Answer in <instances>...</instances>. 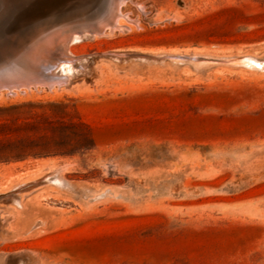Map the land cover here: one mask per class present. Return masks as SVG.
<instances>
[{"label": "rangeland", "instance_id": "rangeland-1", "mask_svg": "<svg viewBox=\"0 0 264 264\" xmlns=\"http://www.w3.org/2000/svg\"><path fill=\"white\" fill-rule=\"evenodd\" d=\"M70 1L0 0V264H264V0Z\"/></svg>", "mask_w": 264, "mask_h": 264}, {"label": "bare ground", "instance_id": "bare-ground-1", "mask_svg": "<svg viewBox=\"0 0 264 264\" xmlns=\"http://www.w3.org/2000/svg\"><path fill=\"white\" fill-rule=\"evenodd\" d=\"M55 1H56V0H55ZM59 1H60V0H59ZM78 1H79V0H78ZM80 1H81V0H80ZM83 1H84V0H83ZM25 2H27V1H25ZM39 2H40V1H39ZM49 2H50V1H49ZM53 2H54V1H53ZM86 2H87V1H86ZM94 2H95V1H94ZM101 2H103V1H101ZM113 2L117 3L116 0H114V1H112V0H107V1L105 2V4L102 3V5L104 4V8H105L104 10L108 11V13H109V12L113 13V15H115V17H116L115 23L112 24V23L114 22V18L111 17V16H110V17H106V16H105L106 19H108V20H106V21L108 22V24H105V26L103 27V29L100 30V33H102V34H103V32H104L107 28H108V29H109V28H110V29H113L114 27H116V26H118V25H120V28H121V26H122V22L119 21L120 18L125 17V18H127L130 22L133 20V19H129V18L126 16L127 14L125 15V13H122L121 10H120V8H119L118 10H117V9H113V6H114V3H113ZM119 2H121V3L124 2V3H125V0H119ZM119 2H118V3H119ZM63 3H64V2H63ZM76 3H77L76 0H71L70 3H68L67 5H66V4H64V5H66L65 8H67V6H70V8L73 6V8H74L75 5H76ZM78 3H79V2H78ZM121 3H120V4H121ZM38 5H39V4H38ZM40 5H41V3H40ZM48 5H49V4H48ZM81 5H82V4H80V6H81ZM86 5L88 6L87 3H86ZM102 5H101V6H102ZM121 5H124V4L122 3ZM121 5H120V6H121ZM50 6H51V5H50ZM76 6H77V5H76ZM83 6H85V5H83ZM89 6H90V4H89ZM34 7H36V6H34ZM77 7H78V6H77ZM92 7L94 8V6H92ZM68 8H69V7H68ZM73 8H72V10H73ZM95 8H96V7H95ZM98 8H99V7H98ZM102 8H103V7H102ZM102 8H101V9H102ZM115 8H116V7H115ZM37 9H38V8H37ZM42 9H43V8H42ZM49 9H51V8H49ZM62 9H63V7H62ZM75 9H76V8H75ZM75 9H74V10H75ZM78 9H79V8H78ZM81 9H82V8H81ZM81 9H80V13L82 12ZM86 9H89V8H86ZM52 10H53V9H52ZM65 10H67V9H65ZM69 10H70V9H69ZM69 10H67V12H68ZM72 10H70V11L72 12ZM89 10H90V9H89ZM91 10H92V8H91ZM102 10H103V9H102ZM102 10H101V11H102ZM30 11H31V10H30ZM42 11H44V10H42ZM58 11H59V10H58ZM63 11H64V10H63ZM78 11H79V10H78ZM78 11H77V12H78ZM85 11H87V10H85ZM94 11H97V10L93 9V11H91V12L94 13ZM144 11H145V10H144ZM60 12H62V10H61ZM75 12H76V10H75ZM77 12H76V15H78ZM91 12H89V13H90V14H93V13H91ZM33 13H34V12H33ZM39 13H40V12H39ZM39 13H38V14H39ZM56 13H57V12H56ZM80 13H79V14H80ZM87 13H88V11H87ZM106 13H107V12H106ZM106 13H105V14H106ZM64 14H65V13H64ZM66 14H67V13H66ZM74 14H75V13H74ZM82 14H83V15H82ZM82 14H80V15L84 16V13H83V12H82ZM94 14L96 15V12H95ZM76 15H74L75 18L73 17L76 21H78V20L80 21L81 18H84V17H82V16L79 17V16H80V15H79V16H78V17L80 18V19H79ZM106 15H107V14H106ZM113 15H112V16H113ZM53 16H54V15H53ZM59 16H60V15H59ZM66 16H67V15H66ZM93 16H94V15H93ZM97 16H98V14H97L95 17H97ZM35 17H36V16H35ZM76 17H77V19H76ZM85 17H86V16H85ZM88 17H89V15H88ZM10 18H12V17H10ZM65 18H66V17H64L63 20H64ZM100 18H101V17H100ZM61 19H62V18H61ZM84 19H85V18H84ZM87 19H88V18H87ZM90 19H92V18L90 17L89 20H90ZM94 19H95V18H94ZM96 19H97V18H96ZM63 20H62V21H63ZM66 20H67V19H66ZM70 20H72V21H68V20H67L68 23L70 22V23L73 24L74 21H75V20L73 21V19H70ZM128 20H127V21H128ZM67 21H66V22H67ZM84 21H85V20H84ZM84 21L82 20V23H83V24H85ZM90 21H91V20H90ZM93 21H94V20H93ZM95 21L98 23L97 20H95ZM95 21H94V22H95ZM100 21H101V19H99V22H100ZM137 21H138V20H137ZM134 22H135V21H134ZM68 23H66V24H68ZM80 23H81V21H80ZM92 23H93V22H92ZM92 23H91V25H92ZM47 25H48V24H47ZM93 25H95V24L93 23ZM61 26H64V25L62 24ZM70 26H71V24L69 25V27H70ZM72 26L74 27V25H72ZM72 26H71V29H72ZM59 27H60V26H59ZM59 27H58V29H59V31H60L61 29H60ZM79 27H81V25H80ZM118 27H119V26H118ZM124 27H125V25L122 26V28H124ZM62 28H63V27H62ZM75 28L77 29V26H76ZM122 28H121V29H122ZM64 29H66V28H64ZM68 29L70 30V28H68ZM80 29H81V28H80ZM85 29H88V28H82V30H85ZM69 30H68V31H69ZM94 30H95V29H94ZM114 30H115V29H114ZM32 31H33V30H32ZM63 31H64V30H63ZM74 31H75V30H74ZM79 31H80V30H79ZM85 31H86V30H85ZM109 31H110V30H109ZM68 33L71 34L72 31H70V32H68ZM68 33H67V34H68ZM73 33H74V32H73ZM75 33H77V32H75ZM86 33H89V32H86ZM52 34H53V33H51V35H52ZM81 34H82V33H81ZM84 34H85V33H84ZM90 34H91V33H90ZM92 34L94 35L95 32H93ZM102 34H101V35H102ZM14 35H17V36L19 35V36H20V39H21V41L23 42L22 45H21L22 47H19V46L17 47V46H15L13 43H11V45L13 44V45L11 46V48H12V49H11L12 52H11V53H8V55L10 56V58L8 57V55H6L7 52H6V54H5V52H3L4 50H2V49L0 48V84H1V85L4 83V80H5V79H4V78H5L4 75L11 74V76H13L14 78H16L17 76H20V75H21V74L19 73L20 75L18 74V75L16 76V74L19 72V71L17 72V70L19 69V67H18L19 65H18V66H14V65H8V66H5V65H7L6 61L11 62V64H12V61H14V60L16 59L17 61L15 62V64H16L17 62H18V64H19V61H18V60H20L19 57H22V55H21V54L19 55V53H17V51H20V50L23 49V52H22V53L25 54V52L28 51V50H26V47H27L26 45L28 44V43H27V42H28V41H27V40H28V37H30L31 39H33V38L31 37L32 35H30V34H28L29 36H27L25 33H24V34H22V33L18 34V32H16ZM51 35H50V36H51ZM88 35H89V34H88ZM33 36H35V35H33ZM50 36H49V38H50ZM54 36H55V33H54ZM58 36L61 37L59 34H58ZM66 36H67V35H66ZM66 36L64 35V37H66ZM72 36H73V38L75 37L74 34H73ZM79 36H80V35H78L77 37H79ZM83 36H85V35H83ZM83 36H82V37H83ZM86 36H87V34H86ZM99 36H100V34H99ZM35 37H38V36H35ZM46 37H47V36H46ZM52 37H53V36H52ZM80 37H81V36H80ZM2 38H3V39H7V38H9V36H3ZM61 38H62V37H61ZM68 38H69V37H68ZM41 39H43V38L41 37ZM41 39H39V40H41ZM52 39H53V38H52ZM63 39H66V38H63ZM49 40H50V39H48V41H49ZM66 40H67V39H66ZM53 41H55V40H53ZM53 41H52V42H53ZM60 41H61V39H60ZM67 41H68L67 43H65V42H63V41H61V42H62V44H63V43H65V44H68V43H69V44H70V42H69L70 40H67ZM74 41H75V40H74ZM30 42H31V41H30ZM36 42H38V40H35V41L32 40V42H31V46H32L33 43H36ZM61 42H60V43H61ZM72 42H73V41H72ZM41 43H42V42H41ZM41 43H40V44H41ZM53 43L56 44V41L53 42ZM9 44H10V43H9V41H8V43H6L5 46H7V45H9ZM43 44H44V45L47 44V46H48V44L51 45L50 42H49V43H48V42H45V43H43ZM54 44H52V45H54ZM57 44H58V43H57ZM41 45H42V44H41ZM52 45H51V47H52ZM37 46H38V43H37ZM57 46H59V45H57ZM57 46L55 45L56 48H55V47H54V48L57 50V52H59V51H58L59 49H57ZM61 46H62V45H61ZM28 47H29V48H28ZM28 47H27V48L30 49V46H28ZM32 47H35V49L37 48L35 45L32 46ZM38 47L40 48V45H39ZM63 47H65L64 44H63ZM66 47H67V46H66ZM42 48H43V46H42ZM44 48H46V46H45ZM61 48H62V47H61ZM4 49H5V48H4ZM40 49H41V48H40ZM47 49H48V48H47ZM52 49H53V47H52ZM62 49H63V54H64L67 58H68V57H69V58H72V57L74 58V57H76V56H72V55H74V54H71L70 51L68 52V49H69V48H68V49H67V48H62ZM62 49H60V51H61ZM6 50H7V49H6ZM43 50H44V49H43ZM35 51H37V49H36ZM51 51H52V50H51ZM15 52L17 53L16 55H15ZM29 52H31V50H30ZM29 52H28V53L26 52L25 55H28ZM53 52L55 53L56 51L54 50ZM61 52H62V51H61ZM31 53H32V52H31ZM34 53H37V52H34ZM39 53H40V52H39V50H38V53L36 54V56H38ZM44 53H45V52H44ZM46 53H48V51H47ZM41 54H42V53H41ZM57 54H58V53H57ZM59 54H60V53H59ZM70 54H71V55H70ZM115 54H116V53H115ZM122 54H123V53H122ZM60 55H61V54H60ZM64 55H63V56H64ZM14 56H15L16 58H14ZM29 56H30V55H29ZM29 56H28V57H29ZM33 56H35V54H34ZM46 56H47V55H46ZM179 56H180V55H179ZM31 57H32V56H31ZM49 57H50V56H49ZM180 57H182V55H181ZM22 58H23V57H22ZM26 58H27V57H26ZM26 58H24V60H25ZM40 58H42V57H40ZM43 58H44V56H43ZM43 58H42V59H43ZM58 58H59V57H58ZM80 58H81V57H80ZM188 58H189V57H188ZM32 59L34 60V57H32ZM32 59H29V61L32 62V61H33ZM42 59H41V61H42ZM44 59H45V58H44ZM44 59H43V60H44ZM49 59H51V58H49ZM62 59H63V58H62ZM65 59H66V58H65ZM66 60H67V59H66ZM68 60H69V59H68ZM72 60H74V59H72ZM26 61H27V59H26ZM29 61H28V62H29ZM37 61H38V60H37ZM44 61H46V60H44ZM48 61H49V60H48ZM51 61H52V59H51ZM58 61H59V60H58ZM63 61H65V60H63ZM63 61H62V62H63ZM75 61H76V60H75ZM77 61H78V60H77ZM30 62H29V63H30ZM55 62H56V64H58L57 61H55ZM68 62H69V61H68ZM4 63H5V64H4ZM33 63H35V60H34ZM33 63H32V64H33ZM36 63H37V62H36ZM36 63H35V64H36ZM38 63H39V62H38ZM38 63H37V64H38ZM51 63H52V62H51ZM59 63H60V61H59ZM63 63H64V62H63ZM44 64H45L44 62L41 64V65H42V68H43V65H44ZM30 65H31V63H30ZM39 65H40V64L37 65V68H36L37 71H38V68H39L38 66H39ZM51 65H52V64H51ZM12 66H13L14 68H13ZM48 66H49V65H48ZM10 67L13 68L12 71L10 70ZM15 67H18V68H16L17 70H14ZM53 67L55 68V66H53ZM20 68H21V67H20ZM27 68H29V67L27 66ZM40 68H41V67H40ZM47 68H48V67H47ZM49 68H50V67H49ZM23 69H24V68H23ZM29 69H30V68H29ZM32 69H33V67H32ZM34 69H35V68H34ZM36 69H35V70H36ZM52 69H53V68H52ZM56 69H57V68H56ZM47 70H48V69H47ZM50 70H51V68H50ZM23 71H24V70H23ZM31 71H33V70H31ZM42 71H43V69H42ZM44 71H46V70H44ZM52 71L55 72L56 70L53 69ZM24 72L26 73V71H24ZM24 72H22V73H24ZM54 72H53V73H54ZM56 72H57V71H56ZM56 72H55V73H56ZM33 73H35V72H33ZM40 73H42V72H40ZM51 73H52V72H51ZM43 75H44V74H43ZM55 75H56V74H55ZM55 75H52V76H55ZM1 76H3V77H1ZM44 76H45V75H44ZM57 76H59V75L57 74ZM64 76H67V75H64ZM46 77H47V76H46ZM46 77H45V78H46ZM55 77H56V76H55ZM51 78H52V77H51ZM62 78H63V77H62ZM67 78H68V76H67ZM19 79H20V78H19ZM22 79L24 80V78H22ZM22 79H20V80L22 81ZM52 79H53V78H52ZM54 79L56 80L57 77L54 78ZM64 79H65V77H64ZM69 79H70V78H69ZM43 80H45V79H43ZM48 80L51 81V79H49V78H48ZM48 80H47V81H48ZM55 80H54V81H55ZM14 81H15V80H14ZM25 81H26V80H25ZM50 81H49V82H50ZM57 81H58V80H57ZM63 81H66V79L63 80ZM37 82H39V81H37ZM44 82H45V81H44ZM59 82H60V81H59ZM51 83H53V81H52ZM65 83H66V82H65ZM17 84H19V82H18ZM17 84H16V85H17ZM38 84H39V83H38ZM46 84H47V83H46ZM59 84H60V83H59ZM63 84H64V82H63ZM68 84H69V83H68ZM7 85H9V84H7ZM7 85H5V86H7ZM10 85H11V84H10ZM10 85H9V87H10ZM32 85H34V87L37 86V84H36V85H35V84H32ZM32 85L30 84L29 86L32 87ZM39 85H40V84H39ZM48 85H49L48 87H50V85L52 86V84H48ZM53 85H54V84H53ZM61 85H62V84H60L59 86H61ZM12 86H13V85H12ZM12 86H11V87H12ZM7 87H8V86H7ZM11 87H10V88H11ZM50 88H52V87H50ZM12 89L14 90V89H16V88H15V87H14V88L12 87ZM19 89H20V88H19ZM21 90H22V89H21ZM14 91H15V90H14ZM10 92H11V91H10ZM14 93H15V92H14Z\"/></svg>", "mask_w": 264, "mask_h": 264}, {"label": "water", "instance_id": "water-1", "mask_svg": "<svg viewBox=\"0 0 264 264\" xmlns=\"http://www.w3.org/2000/svg\"><path fill=\"white\" fill-rule=\"evenodd\" d=\"M8 41H9V45H7V52L8 53H11L12 52V50L10 49L11 48V46L14 44L15 46H19V47H22L21 45H22V41H21V39H20V36L18 35H14V33H11V35L9 36V38H7V39H3L1 36H0V48L1 47H3V45H5L6 43H8ZM11 43H13L12 45H11ZM5 76V80H4V82L6 83V84H8V83H13V78L14 77H12L11 76V74H7V75H4ZM24 76H25V74H21L20 75V77L19 78H24ZM1 77H3V76H1ZM16 79H18V77L17 78H15V80ZM26 81H24V83H25ZM4 89H6V88H4ZM3 89V90H4Z\"/></svg>", "mask_w": 264, "mask_h": 264}]
</instances>
